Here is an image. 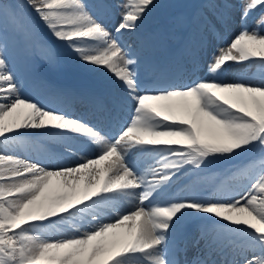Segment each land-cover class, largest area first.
Instances as JSON below:
<instances>
[{"label": "snow or ice", "instance_id": "1", "mask_svg": "<svg viewBox=\"0 0 264 264\" xmlns=\"http://www.w3.org/2000/svg\"><path fill=\"white\" fill-rule=\"evenodd\" d=\"M155 6V0H123L117 14L110 0H0V18L28 37L42 24L84 65L111 74L119 90L113 105L131 102L132 109L109 136L85 119L26 99L0 43V264H180L169 242L173 230L190 221L205 222L191 264H264V11L255 27L247 25L264 0H243L238 34L209 53L206 66L218 77L230 62H247L261 70L259 79H200L183 87L159 78L145 87L138 61L121 44V34L136 30ZM221 19L231 20L227 5ZM96 108L106 111L107 104L98 100ZM52 129L87 139L96 155L49 167L3 150L34 135L30 130ZM254 148L261 156L225 177L245 181L242 193L156 202L186 167L198 171ZM137 154L156 166L143 167ZM134 195L137 206L121 215L115 202ZM106 208L117 218L104 222ZM50 230L62 238H49Z\"/></svg>", "mask_w": 264, "mask_h": 264}, {"label": "rangeland", "instance_id": "2", "mask_svg": "<svg viewBox=\"0 0 264 264\" xmlns=\"http://www.w3.org/2000/svg\"><path fill=\"white\" fill-rule=\"evenodd\" d=\"M85 2L88 5H94L97 3V0H85ZM110 2L117 5L116 13L118 14L120 10L119 6L123 3V0H110ZM222 2L223 3H220L219 6L216 3H213L210 7L208 6L203 13V15H210L212 18H216L215 20L219 27H216L211 21H209L207 34L203 38L198 52L188 54L187 64L184 57H182L180 63H174V67L170 73L167 75L163 74V78L165 80L159 78L162 73H155L158 69V66L162 62L161 60L164 61L162 54L165 55L163 52L165 46L161 45L159 47V51L154 54L156 42H143V40L139 39V27L134 31H127L121 34V44L125 47V50L129 53V55L138 61L139 71L142 70V68L147 64L150 67V74L148 76H144L140 73L141 80L144 82L145 87H149L150 85L152 86L151 81L157 78L164 82H171L172 80V82L177 83L175 87H183L188 86L200 79L215 78L223 80L224 82H232L241 75H246L252 79H257V77H260V69L250 73L245 72L249 65L247 62L242 64L230 62L229 69L218 77H212L207 72L206 66L211 58L209 53L214 54L218 48L223 47L228 41H230V39L234 38V36L238 34L241 27L239 14L243 0H222ZM225 5L231 9V20L228 23H224L221 19V14L225 11ZM114 19L115 17H112L108 20L109 28H111V24ZM247 25L249 28L255 27V22H251L250 16L248 17ZM141 31L145 33L147 32V30ZM25 36L26 35L21 33L10 20L0 18V43L6 46L4 54L7 57L9 67L15 74L16 80L21 86V95L26 99L38 102L41 106L46 107L47 109L56 110L66 113L71 117L80 118V115L85 113L87 106H80L83 100H81L80 97L75 99V97L78 95L85 97L87 105L89 103L90 105L96 104V102L99 100L94 94L96 85L93 81H95L98 77L95 74L96 72H86V74L83 76L85 82L82 81L77 83H68L64 80L61 81L62 79H59L56 76L50 77L45 74L37 73V70L43 67L49 69H58V58L55 54L52 55L53 52L47 47V43L42 42L34 35L32 37ZM55 42L59 43L60 41L54 37L52 43L53 46H55ZM42 46H45L48 49L47 54L41 50ZM65 52H69V50H66ZM71 59L72 62H80L74 54H71ZM67 64V60H64L62 63L65 69L67 68L66 66H69ZM91 67H93L95 71H102L99 73L102 77L104 76V78L113 79L111 74L106 72L104 69L96 68L94 66ZM67 101H69V106L66 107L64 105L67 103ZM74 103L76 104L77 108L72 110L71 106ZM123 109V120L126 123L129 120L132 112L131 102L125 103ZM30 131L40 133L43 130ZM41 137L55 146L60 145L61 148L65 150V153H51L49 155L45 147L37 143L32 136L29 138L23 137L21 138L23 141L22 143L13 145L3 150L7 151L9 154L14 153L21 158H28L33 161L40 160L49 167L55 166L57 164L72 166L76 162H82L84 158H94L97 152L95 145L85 138H83V142H76L69 139L68 137H65V135L62 136L60 132L57 134L43 132ZM33 140L35 142H32ZM241 156L242 155L233 157L231 159L239 160ZM260 156H255L254 158H259ZM134 159L138 161L143 167H147L149 164L156 166L154 162L148 158L147 154H144L140 157H137L136 155ZM180 174H182L180 177L183 179L189 176V178H187L189 179V182L178 192V196H175L177 199L191 198L193 195H199L204 198H209L213 195L220 194L235 195L246 190L245 181L226 180L225 177L227 173L223 174L221 171L216 169H210L207 172L199 171V174H197L196 170L186 167V169L180 172ZM199 175L202 176V178H200ZM203 176L205 178H203ZM156 202L159 201L156 200ZM160 202L164 201L161 200ZM137 204L138 199L135 195L119 199L115 202L116 209L121 215L134 210ZM144 206L147 207L148 202H145ZM103 215L105 218L104 222H111L117 218V212L113 211L112 208L104 209ZM202 224H204V221H190L180 226L175 232L173 231V235L169 242V254L171 256L173 254L172 242L176 235L182 231L180 237L187 239V232L190 230L189 227L192 225L195 229L196 225V234L191 235L190 239L191 242H194L198 235L199 227ZM63 235L70 236L72 233L64 231ZM47 236L52 239L62 238L61 233L57 232L56 230L48 231ZM195 250L196 253L192 256H189L186 249H184L183 264H187L189 261L192 262L197 257V255L200 254V249H198L196 246Z\"/></svg>", "mask_w": 264, "mask_h": 264}, {"label": "trees", "instance_id": "3", "mask_svg": "<svg viewBox=\"0 0 264 264\" xmlns=\"http://www.w3.org/2000/svg\"><path fill=\"white\" fill-rule=\"evenodd\" d=\"M208 0H158L156 1V6L153 7L149 11L148 19L154 21H168L170 24H174V18H177L179 15H190L192 13H198L200 8L206 3ZM19 2H23V0H19ZM34 17L35 14L32 13ZM173 17V20L170 18ZM169 25V24H168ZM198 24H194L193 26V34L190 36V40L196 42L198 40V36L194 35V31L198 30ZM169 28L173 34H175L174 27L169 25ZM37 33L42 36V32L37 31ZM44 39V38H42ZM221 162H226V160H221Z\"/></svg>", "mask_w": 264, "mask_h": 264}, {"label": "bare ground", "instance_id": "4", "mask_svg": "<svg viewBox=\"0 0 264 264\" xmlns=\"http://www.w3.org/2000/svg\"><path fill=\"white\" fill-rule=\"evenodd\" d=\"M186 251L189 256H192L193 254L196 253L194 242H191L186 245ZM187 264H191V262H187Z\"/></svg>", "mask_w": 264, "mask_h": 264}]
</instances>
